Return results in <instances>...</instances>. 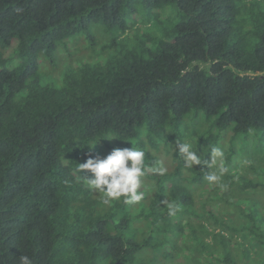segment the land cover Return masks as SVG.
I'll return each mask as SVG.
<instances>
[{
  "label": "trees",
  "instance_id": "obj_1",
  "mask_svg": "<svg viewBox=\"0 0 264 264\" xmlns=\"http://www.w3.org/2000/svg\"><path fill=\"white\" fill-rule=\"evenodd\" d=\"M263 4L0 0V264H264ZM166 7L165 40L140 37L59 87L34 79L37 57L88 25L124 31L141 13L156 27ZM180 143L209 161L221 148L223 172L185 167ZM132 147L167 173L146 168L138 204L105 205L75 169Z\"/></svg>",
  "mask_w": 264,
  "mask_h": 264
},
{
  "label": "clouds",
  "instance_id": "obj_2",
  "mask_svg": "<svg viewBox=\"0 0 264 264\" xmlns=\"http://www.w3.org/2000/svg\"><path fill=\"white\" fill-rule=\"evenodd\" d=\"M112 140V139H107ZM97 142L94 144L93 147ZM89 148L90 150L93 148ZM178 153L183 156L185 167L193 168H215L218 162L221 164L220 172H223L222 162L224 153L219 147H211L210 161L202 159L193 150L190 143L176 145ZM146 168L154 174L164 176L167 169L164 167H151L145 163V152L137 148H115L106 157L89 158L86 162L80 163L75 169L79 179L86 183L89 190L102 194V203L110 204L111 201L124 198L123 202L128 205L138 204L144 199V193L138 191L142 187V178L145 176ZM80 173H89L90 176H81ZM209 183H219L221 176L211 172L206 176ZM223 188L224 186L221 185ZM168 214L174 216L179 207L168 204ZM20 264H32L27 256L20 257Z\"/></svg>",
  "mask_w": 264,
  "mask_h": 264
},
{
  "label": "rangeland",
  "instance_id": "obj_3",
  "mask_svg": "<svg viewBox=\"0 0 264 264\" xmlns=\"http://www.w3.org/2000/svg\"><path fill=\"white\" fill-rule=\"evenodd\" d=\"M261 8L264 9V4ZM160 13L163 16L170 15V20L156 27L141 23V13H139L135 23L131 19L127 20V28L124 31L120 28L106 30L99 23L88 25L82 33L65 39L50 56H38L34 79L42 86L59 87L67 72L83 63L95 65L104 62L118 55L124 47L131 49L134 45L139 44L141 42L140 37L145 39L148 36L156 41L165 40L166 38H163L162 35L170 31L178 21L176 9L166 7ZM143 42H146L147 48H155L150 42ZM137 48L141 49L142 47L137 45ZM17 96L22 98L26 96V92L23 90ZM238 142L242 144L240 139ZM238 147L242 148L240 145Z\"/></svg>",
  "mask_w": 264,
  "mask_h": 264
}]
</instances>
